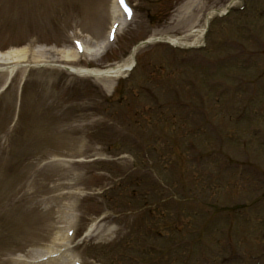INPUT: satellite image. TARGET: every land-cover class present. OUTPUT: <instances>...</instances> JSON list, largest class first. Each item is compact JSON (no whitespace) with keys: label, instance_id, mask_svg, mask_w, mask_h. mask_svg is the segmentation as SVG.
I'll list each match as a JSON object with an SVG mask.
<instances>
[{"label":"rangeland","instance_id":"374dc122","mask_svg":"<svg viewBox=\"0 0 264 264\" xmlns=\"http://www.w3.org/2000/svg\"><path fill=\"white\" fill-rule=\"evenodd\" d=\"M129 1L134 19L104 53L65 57L73 39H105L114 0H0L1 52L28 46L18 62L33 63L37 46L54 48L50 62L81 68L183 36L233 3L203 46L140 47L109 91L62 68L14 72L0 94V264L62 245L86 264H264V0ZM232 247L241 259L222 262ZM67 254L38 264H72Z\"/></svg>","mask_w":264,"mask_h":264},{"label":"bare ground","instance_id":"6f19581e","mask_svg":"<svg viewBox=\"0 0 264 264\" xmlns=\"http://www.w3.org/2000/svg\"><path fill=\"white\" fill-rule=\"evenodd\" d=\"M233 3H230L229 5H231ZM233 6V5H232ZM223 10H226L223 9ZM223 10H216V11H211L208 16H206V21H208L212 16H214L215 14H220L223 12ZM211 15V16H210ZM121 18L123 21V17H121L120 12L116 10V6L115 3L112 5V19L114 20V24H116L119 20L118 18ZM112 22V23H113ZM206 23L203 24V26L197 27L196 24L191 25L192 27L190 28V31L188 33H185L183 36H179V37H171V36H163V37H159V39H164V40H169L170 42L178 45V46H198L200 44H202V39H203V35L205 33V29H206ZM156 37L153 36V40H155ZM106 39V37H105ZM104 39V40H105ZM104 40L100 41L99 43H96L94 46H87V48L90 51V55L91 56H98L102 53V50L104 49ZM107 40V39H106ZM136 49L133 48L131 53L129 54V56L117 63H115L114 65H109L106 66L104 68H81V67H75L72 66L70 67V71L73 72H77L80 74H85V75H90V76H94L95 78L100 79L101 81L104 80V78L107 80H105L106 82V86L103 84L104 89H107V91H109V89L112 88L113 83L115 80H117L119 78V76L121 75H125V73H127V71H129L132 67V65L134 64L135 61V54H136ZM51 56H50V55ZM55 54V49L54 48H45L43 46H37L35 49H33L32 51V58L35 60L33 63H19L18 59L22 58L24 59L25 56H27L26 53V47H23L21 49H12V50H8V51H4L1 52L0 51V65L2 64L3 66L1 67V70L4 72H7L8 75H11V73L13 71H15L19 66L24 65L27 69L31 67V65L33 64H44L48 63V61H43V62H38L37 59L41 58L44 60H49V59H53L54 57L52 55ZM76 57V53L74 50H69L67 49L65 51V57ZM51 64V63H48ZM46 65V64H45ZM61 67V65H59ZM70 226L68 225V228ZM66 237H67V232H66ZM58 241V238H55V242ZM44 254L41 255L42 252H45ZM56 251H50V250H42L41 252H39L37 254L36 257H33V259H38L46 254L49 253H53Z\"/></svg>","mask_w":264,"mask_h":264},{"label":"snow or ice","instance_id":"6c2138e0","mask_svg":"<svg viewBox=\"0 0 264 264\" xmlns=\"http://www.w3.org/2000/svg\"><path fill=\"white\" fill-rule=\"evenodd\" d=\"M120 3L123 5L124 0H120ZM126 11H129L128 9H125ZM131 15L130 11H129V16Z\"/></svg>","mask_w":264,"mask_h":264}]
</instances>
